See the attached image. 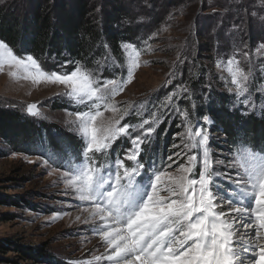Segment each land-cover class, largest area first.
Here are the masks:
<instances>
[{
	"label": "snow or ice",
	"instance_id": "obj_1",
	"mask_svg": "<svg viewBox=\"0 0 264 264\" xmlns=\"http://www.w3.org/2000/svg\"><path fill=\"white\" fill-rule=\"evenodd\" d=\"M122 48L127 53L126 77L103 78L82 66L70 73L48 72L33 55L20 56L0 40V73L7 67V75L14 79L64 85L63 95L84 109L77 110L71 122L81 148H66L63 156H53L51 161L66 189L85 205V223L91 221V231L105 245L106 254L94 260L105 264H264V152L238 143L231 160L214 159L209 127L215 126V120L205 114L207 127L199 121L194 128L187 125L190 143L185 147L198 150L199 155L188 156L187 164L175 172L169 171L171 164L161 170L155 161L143 163L141 146L149 142L164 110L171 111L173 102L182 97L169 93L158 111L138 125L121 123L129 115L127 110L119 119L106 118L105 112L119 111L110 101L133 81L140 67L141 51L131 43ZM217 66L225 68L222 61ZM113 67L123 71L124 66L114 62ZM226 71L234 86L229 90L247 107L252 71L245 72L236 56L227 59ZM181 91L189 89L181 87ZM37 109V104L27 106L34 117L41 115ZM176 111L189 119L178 105ZM121 138L131 140L123 158L113 154V145ZM197 163L200 167L194 175Z\"/></svg>",
	"mask_w": 264,
	"mask_h": 264
},
{
	"label": "trees",
	"instance_id": "obj_2",
	"mask_svg": "<svg viewBox=\"0 0 264 264\" xmlns=\"http://www.w3.org/2000/svg\"><path fill=\"white\" fill-rule=\"evenodd\" d=\"M202 3L203 0H11L0 3V40L20 56L33 55L48 72L56 71L57 66L64 67L65 72L82 66L98 77L113 78L124 73V69L113 67L114 62L123 65V44L140 46L159 31L166 15L191 10L194 29L188 35L186 49L180 51V59L173 69L176 80L169 88L182 97L176 100V105L189 113L190 121H199L202 125L205 114L213 116L215 126L209 127V132L215 140L211 141L214 150L233 154L236 144L243 143L264 152V96L261 91L264 75L260 69L263 58L252 55L244 65L252 71L251 103L247 107L236 98L234 91L224 87L212 69V62L218 59L236 56L239 62L244 61V52L250 55L257 44H264V21H261L264 9H257L261 11L253 16L254 2L248 0L243 8L233 5L237 8L234 11V7H226L224 14L215 17L205 14L207 4ZM221 7L225 9V5ZM261 12L263 15H259ZM181 87L189 91L182 92ZM157 100L156 97L150 101L149 108L144 107L142 111L148 116L157 112L160 105ZM137 103L130 109L133 113L125 118L131 125L138 123L134 109ZM144 113L140 114L147 119ZM164 113L161 121L155 124L152 139L142 145V162L146 165L155 161L156 167L159 166L158 155L162 156L163 150L167 152L166 147L174 145L181 131L178 122L170 121L171 115L169 118L166 111ZM58 131L45 123H37L31 115L0 107V139L19 152L41 153L51 159L50 154L54 155L59 149L57 143H61L53 137ZM67 140L66 148H81L77 137L68 136ZM128 145L129 140L121 138L113 145V154L119 153L123 158ZM126 164L131 167V161ZM12 242L0 240V251L17 246ZM18 246L15 250L23 253L24 259L52 260L40 248ZM52 261L56 263L55 259Z\"/></svg>",
	"mask_w": 264,
	"mask_h": 264
},
{
	"label": "rangeland",
	"instance_id": "obj_3",
	"mask_svg": "<svg viewBox=\"0 0 264 264\" xmlns=\"http://www.w3.org/2000/svg\"><path fill=\"white\" fill-rule=\"evenodd\" d=\"M9 1L11 0H0V3ZM246 1L248 0H203L202 4L214 5L211 6L212 8L206 5L205 14L218 17L219 14L225 13L226 7L228 9L237 5V8H243L242 5ZM249 1L254 2L253 16L258 15L261 11L257 9H264V0ZM223 5H225V9H222L221 6ZM237 8L234 7L233 10L235 11ZM174 10L176 11V9ZM181 13L188 14L184 16ZM262 13L259 15L264 14ZM172 14V16H165V21L161 22L159 31L153 34L151 39H148L147 44L134 45L141 51L140 67L136 70L133 81L124 88L123 92H120L110 101L116 105L119 111L117 113L105 112L106 118L119 119L125 110L130 115L133 113L130 110L132 105L138 102L134 108L139 117L138 123L135 125H138L144 119L143 114L140 113H144L142 111L144 107L149 108L150 101L157 97L159 104L169 93H172L169 88L176 80L173 76L174 66L180 59V51L183 52L188 45L189 33L192 32V28L194 29L193 11L182 12L180 10L172 12ZM260 46L261 44H257V49H260ZM257 49H253L250 55L246 58L244 56V61H240V67L245 72L249 71L244 66L245 62L252 59V55L258 54V57L263 58L264 61V49H260V52ZM123 52L124 73L121 75L126 77L127 53L124 50ZM218 61H222L225 68L218 67ZM226 62L227 59H218L212 62V69L224 87L230 91V87L234 88V86H231V78L226 71ZM57 67V72L70 73L65 72L64 67ZM260 69L264 75V63ZM7 72L6 67L5 71L0 73V107L13 112L28 114L27 106L37 104V110L41 115L39 117L32 116L34 120L59 130V134L53 137L57 139L56 141L61 142L57 143L60 150L57 149V152L54 155L50 154V156L52 158L57 155L56 157L60 158L65 154V146L68 143L67 137H77L72 130L73 125L71 123L75 120L74 113L84 109H71L70 106H79L63 95L65 92L64 85L46 82L35 85L31 81L11 78ZM169 80H171L170 83ZM261 83V91L264 96V76ZM139 99L140 101H138ZM65 103L70 106L64 105ZM176 103L175 100L171 111L165 109L164 112L166 111L169 118L171 115L170 121L178 122L181 131L175 137V142L172 143L174 145L166 147L167 152L163 150L165 153L162 156L159 154L157 158L161 162L157 168L163 170V167L171 164L172 167L169 169L171 172H175L181 164H187L188 156L199 155L198 150L185 147V144L190 143L186 138L187 125L190 123L194 128L197 122L185 120L179 115L176 111ZM256 106L259 107V105ZM180 111L183 112L181 109ZM147 114L144 113L149 119L150 116ZM125 118L121 123H125ZM161 119L162 115L159 116L156 124ZM199 124L202 125L201 122ZM146 127L148 126L145 125ZM137 134L139 131L132 133L133 136ZM152 135L148 137V141L152 139ZM125 139L129 140V145L125 148L124 153L131 147V140ZM211 141H215L213 137H211L210 145ZM69 148L71 147L69 146ZM155 148L160 151L162 149V147ZM211 150L214 159L222 162L231 160L233 157V154H227L218 149L214 150L212 145ZM176 153L180 155L177 156ZM169 156H172L173 160H169ZM199 167L197 163L193 169L194 175L198 174ZM55 168L56 166L51 159L45 155L19 152L13 149L9 143L0 139V240L8 239L13 241L12 243H17V246H9L11 248L5 252L0 251V264H105L104 261L97 262L94 260V257L106 254L105 245L99 236L91 231V221L85 223L88 220V214L83 211L85 205L74 198L70 190L66 189L61 178V172ZM18 245L40 248L44 254L51 256L52 260L55 259L56 263L52 260L37 262L24 259V254L15 250L19 247Z\"/></svg>",
	"mask_w": 264,
	"mask_h": 264
}]
</instances>
